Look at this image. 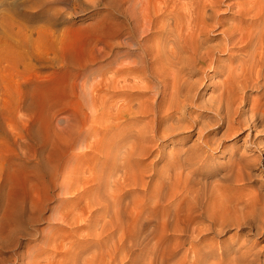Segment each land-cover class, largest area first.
<instances>
[{
  "label": "rangeland",
  "instance_id": "obj_1",
  "mask_svg": "<svg viewBox=\"0 0 264 264\" xmlns=\"http://www.w3.org/2000/svg\"><path fill=\"white\" fill-rule=\"evenodd\" d=\"M175 1L186 4L188 0ZM234 1L222 0L215 6L222 25H217L207 33L211 46L221 41L224 28L238 25L242 19H246L236 12ZM108 2L109 0H0V232L8 227L6 220L9 215L12 216L11 213L19 212L26 219L30 212L29 206H33V214L38 215L35 221L24 223L22 228L25 234L18 235L17 242L12 238L7 240L6 247L1 250L4 253L0 251V264H30L34 258L25 250L28 247L32 252H36V249L44 250L45 245L41 241L46 236L55 235L60 238L71 235L78 240L82 237L72 233L70 224L58 223L52 218L55 214L63 217L67 215L69 218L75 200L91 186L85 185L78 193H62V186L73 190L77 182L63 179L56 171L66 157H71L77 152L83 160V166L91 163L89 157L95 155L96 158L99 155L90 149L92 142L88 136V146L77 149L70 129L73 125V111L79 106L75 94L76 83L86 79L88 86L100 73V68L104 69L112 59L98 55L107 40V29L117 34L122 23L120 13L109 11ZM106 17L112 20L109 21ZM48 35L55 40L53 45L47 42ZM111 41L115 43L114 49L122 45L121 38ZM35 49L38 54L34 52ZM122 50L126 48H121L119 52H123ZM219 50H215L210 66L203 62L196 63L194 69L184 75L187 76L185 79L190 82V87L186 83L183 91L187 85L193 96L185 102L186 119L183 118L182 124L186 127L189 125L190 128L184 126L181 128L185 130H182L183 132L176 130L177 132L161 136L155 141L156 146L152 147L154 151L144 157V162H151L156 170L163 171L166 156L175 155V151L190 149L189 151L196 152L195 155L199 154L196 163H201V166L199 165L198 169L202 174L209 172L210 177L208 176L209 180L204 184L198 171L193 174L195 180L202 179H199L202 183L198 185L201 193L198 202L204 210L209 208L214 216L218 213V217H214L218 223L229 220H226V227L218 233L210 227L208 215L203 214L198 220L204 222L199 221L201 231L204 232L196 238L186 232H178L179 237L177 232H169L168 242L175 247V259L192 261V251L205 247L214 250V254L207 256V264H241L243 261L242 264H264V125L253 128V123H250L253 119L248 111L250 101L260 98L262 88L260 83L255 86H243V99L235 91L230 98L234 101L229 109L230 120L226 122L222 114L220 116L215 112V98L226 69L235 65L236 57L242 50ZM118 60L125 62L126 58L120 57ZM99 87L94 86L95 90L88 89V94L94 97V104L100 116L102 92ZM238 87L236 84L237 91L240 92ZM167 91L165 95L156 96L151 94L152 90H148L145 97L156 96L160 103L165 104ZM84 106L85 104L83 109ZM79 108H82V103ZM83 109L80 122L81 125L87 122V126L89 123L85 116L88 117L89 114ZM61 118L65 122H60ZM208 138L211 146L207 143ZM160 155L162 161L158 162ZM186 166L183 167L187 171ZM185 170L181 173L186 172ZM227 171L233 176L241 175L242 172L243 180L234 181L232 178L220 181L217 174ZM213 179L222 182V185ZM205 185L207 189H203V186L206 188ZM204 190L208 191L203 192ZM177 200L179 202V199H176V203ZM236 220H241L242 224L238 226ZM249 221L252 224H249ZM172 238L174 241H171ZM106 239L117 242V236ZM52 247L51 242L46 245L44 252L35 256V262L49 264L48 254L50 255ZM13 250L18 253L22 251L23 255L20 258L8 259L10 251ZM217 250L223 251V255L218 256ZM110 259L112 261L107 264H117L119 257L110 252Z\"/></svg>",
  "mask_w": 264,
  "mask_h": 264
},
{
  "label": "bare ground",
  "instance_id": "obj_2",
  "mask_svg": "<svg viewBox=\"0 0 264 264\" xmlns=\"http://www.w3.org/2000/svg\"><path fill=\"white\" fill-rule=\"evenodd\" d=\"M220 2L222 0H188L186 4L175 0H109V11L120 13L122 23L117 34L107 29L108 33L105 35L107 40L98 55L112 59L108 65L105 64L104 69L100 68V73L95 78L92 77L94 79L91 84L88 83L87 86L86 79L76 83L75 94L79 106L73 111V125L70 129L77 149L88 146L86 143L88 136L92 142L90 149L98 152L99 155L96 158L95 155L89 157L91 163L83 166V160L77 152L71 157H66L61 166L56 168V172L63 179L77 182L73 190L62 186V193H78L85 185L91 186L75 200L69 218L67 215L63 217L58 214L52 218L58 223L70 224L72 233L82 237L80 236V240L74 239L71 235L58 238L50 234L51 236L44 237L41 242L45 245V249L50 242L53 246L52 249L50 248V255L48 254L49 264H107L112 261L110 252L118 255L117 264H139V262L207 264V256L214 254L213 249L204 247L192 251L194 256L192 261L177 260L173 256L175 247L168 242L169 237H167L169 232H177V237L179 233L186 232L196 238L204 232L200 227L201 219L198 220L203 214L208 215L210 227L216 232L219 233L226 227L227 219L218 223V220L214 219L216 215L218 217V213L216 212L214 216L209 208L207 211L204 210L198 202L201 197L198 187L202 183L200 180L203 179L205 184L209 180L208 176L210 177L209 172L202 174L198 169L201 166V163H196L199 154L195 155L196 152L189 151V148L183 152L175 151L177 152L175 155L166 156L163 171L156 170L151 162L145 164L144 157L151 153L152 147L156 146L155 141L161 136L184 130L181 128L185 126L182 124L183 118L186 119L185 102L193 96L187 88L190 82L186 81L187 76L184 75L193 70L196 63L211 64L215 50H242V53L236 57L235 65L226 69L218 95L216 94L215 112L222 114L227 122L231 116L229 113L231 102L234 103L230 100L232 94L236 91L243 99V86H255L260 83L262 88L260 98L250 101L248 111L253 119L252 122L250 121L253 123V128L264 125V0H235L233 3L236 12L246 19H242L238 25L233 24L224 28L221 41L211 46L208 43L207 33L217 25H222L215 11H218L215 6ZM107 19L112 20L109 17ZM115 38H121L122 45L118 46V49H114L115 43L111 41ZM47 42L53 45L55 40L48 35ZM121 48L126 50L119 52ZM37 49L34 50L36 54H38ZM120 57L126 58V61L123 62V59L122 62H118ZM186 83L188 86L186 85V90L183 91ZM235 83L238 84L240 92L237 91ZM94 86L101 87L100 116L94 104V97L88 94L90 91L88 89ZM148 90H152L151 94L156 96H161L168 90L165 104L160 103L156 96L145 97ZM81 103L82 108H79ZM83 104L86 113L89 114L88 117L85 116L89 123L87 126L85 125L87 122L83 125L80 122ZM59 120L62 123L64 121L63 118ZM187 126H185L187 129L190 128L189 125ZM198 132L202 133L200 129ZM179 133L181 134L180 131ZM207 141L209 143V138ZM158 149L161 150L160 147ZM160 158L161 155L158 157V162L162 161ZM184 165H187V171ZM184 170L186 172L181 173ZM195 171H198L203 178L195 180L193 175ZM230 171L217 174L219 180L228 181L232 178L234 181L243 180L241 171V175L236 176ZM213 180L218 182L217 179ZM221 183L219 184L222 185ZM205 187L203 186V189H207L206 185ZM216 187L219 188L218 185ZM176 199H179V202L177 200L176 203ZM29 211L26 219L19 212L9 215L6 220L8 227L0 232V251L6 247L9 238L16 241L19 236L25 234L22 228L24 223L29 224L38 219V215L33 214V206H29ZM241 220H236L238 226L242 224ZM249 224L252 222L249 221ZM116 236L117 242L106 239ZM27 240L30 242L29 239ZM208 247L209 245L206 248ZM28 248L25 252L34 259L45 250L36 249V252H32ZM22 255V251L18 253L13 250L10 251L8 259L20 258ZM217 255L222 256L223 251L217 250ZM239 258H241L240 254ZM34 259L30 264H37Z\"/></svg>",
  "mask_w": 264,
  "mask_h": 264
}]
</instances>
